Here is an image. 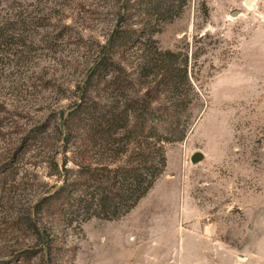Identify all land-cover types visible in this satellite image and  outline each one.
<instances>
[{
	"label": "rangeland",
	"instance_id": "1",
	"mask_svg": "<svg viewBox=\"0 0 264 264\" xmlns=\"http://www.w3.org/2000/svg\"><path fill=\"white\" fill-rule=\"evenodd\" d=\"M32 1L0 0V8ZM64 18L31 28L33 44L11 58L3 76L18 88L2 93L11 106L0 113V164L10 143L52 128L79 100L88 46L104 42L109 32L110 23L78 20L71 10ZM154 38L161 50L188 51L195 65L203 98L192 109L194 123L184 141L167 146L164 173L121 222L92 219L69 238V264H160L154 258L171 246L170 261L177 264L182 237L187 264H194L195 255L208 259L216 243L226 244L232 251L223 252L238 263L247 244L264 242V0H190L181 17ZM40 151L26 153L23 171L36 164L39 177L53 184L57 179L48 176L43 159L51 152L31 157Z\"/></svg>",
	"mask_w": 264,
	"mask_h": 264
},
{
	"label": "trees",
	"instance_id": "2",
	"mask_svg": "<svg viewBox=\"0 0 264 264\" xmlns=\"http://www.w3.org/2000/svg\"><path fill=\"white\" fill-rule=\"evenodd\" d=\"M189 2L33 0L0 8V113L11 106L3 90L18 88L3 76L11 58L33 44L31 28L63 21L68 10L78 20L110 23L104 42L96 39L88 46L79 100L52 128L24 134L5 151L0 264H69L71 236L83 233L92 219L125 217L164 173L167 146L186 139L203 93L188 51L161 50L154 36L181 17ZM40 148L31 157L51 152L43 159L48 176L57 179L53 184L39 177L36 164L23 171L26 153Z\"/></svg>",
	"mask_w": 264,
	"mask_h": 264
},
{
	"label": "crops",
	"instance_id": "3",
	"mask_svg": "<svg viewBox=\"0 0 264 264\" xmlns=\"http://www.w3.org/2000/svg\"><path fill=\"white\" fill-rule=\"evenodd\" d=\"M179 212H180V206L178 208L176 215ZM125 217H123L122 219H124ZM122 219L117 220V221H112V222H116V223L121 222ZM176 224H178V223H176ZM176 231H178L177 225L174 226V234L176 233ZM177 239H178V237H177ZM186 240H187L186 237H182L181 242H177V244L174 243V244H176V247L178 250L177 264H187L186 261H187L188 255H190V254H188V247H187ZM171 247L169 249L170 250L169 253H167V254L163 253L161 258L159 257V259H157L155 257L154 261L158 262L160 264H176L175 262L171 263V261H170L171 252H172ZM223 250L232 251L230 248L228 249V246L226 244L216 243L215 245L210 246V248H209L210 252H209L208 259L207 258L204 259L202 256L198 258L195 255V257L193 259V263L194 264H264V242H258L256 244L255 243L254 244H247L242 249L244 256L237 257L238 263L235 262L234 260L229 261L232 257L228 253H224ZM126 262H130V264H135L134 259H131L130 261H126ZM189 264H192V262Z\"/></svg>",
	"mask_w": 264,
	"mask_h": 264
},
{
	"label": "water",
	"instance_id": "4",
	"mask_svg": "<svg viewBox=\"0 0 264 264\" xmlns=\"http://www.w3.org/2000/svg\"><path fill=\"white\" fill-rule=\"evenodd\" d=\"M248 2H250V0H248ZM199 157H201L200 154H198L197 156H195V157L193 158V160L196 161Z\"/></svg>",
	"mask_w": 264,
	"mask_h": 264
}]
</instances>
